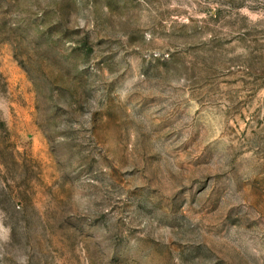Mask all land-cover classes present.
I'll return each mask as SVG.
<instances>
[{
    "label": "rangeland",
    "instance_id": "374dc122",
    "mask_svg": "<svg viewBox=\"0 0 264 264\" xmlns=\"http://www.w3.org/2000/svg\"><path fill=\"white\" fill-rule=\"evenodd\" d=\"M0 264H264V0H0Z\"/></svg>",
    "mask_w": 264,
    "mask_h": 264
}]
</instances>
